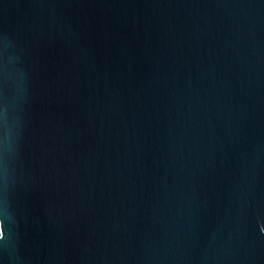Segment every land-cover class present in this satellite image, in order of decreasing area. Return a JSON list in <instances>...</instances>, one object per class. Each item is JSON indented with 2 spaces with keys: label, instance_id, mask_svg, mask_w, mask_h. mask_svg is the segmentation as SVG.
<instances>
[{
  "label": "water",
  "instance_id": "95a60500",
  "mask_svg": "<svg viewBox=\"0 0 264 264\" xmlns=\"http://www.w3.org/2000/svg\"><path fill=\"white\" fill-rule=\"evenodd\" d=\"M0 264H264V0H0Z\"/></svg>",
  "mask_w": 264,
  "mask_h": 264
}]
</instances>
